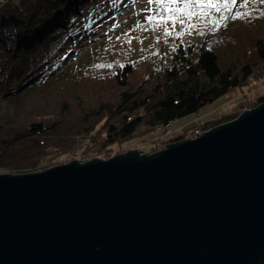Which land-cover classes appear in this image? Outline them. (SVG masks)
<instances>
[{"label":"water","instance_id":"1","mask_svg":"<svg viewBox=\"0 0 264 264\" xmlns=\"http://www.w3.org/2000/svg\"><path fill=\"white\" fill-rule=\"evenodd\" d=\"M197 139L0 174V264H264V103Z\"/></svg>","mask_w":264,"mask_h":264},{"label":"trees","instance_id":"2","mask_svg":"<svg viewBox=\"0 0 264 264\" xmlns=\"http://www.w3.org/2000/svg\"><path fill=\"white\" fill-rule=\"evenodd\" d=\"M92 1L0 0V105L9 117L0 125V157L1 167L12 173L41 172L75 146L83 154L102 155L133 138L142 127L165 130L264 76L263 11L247 25L252 31L258 28L246 46L251 55L244 51L241 55L238 48L236 36L243 34L242 29L231 33L221 30L219 37L213 34L214 40L199 36L174 44L176 39L164 53L155 52V44L150 45L138 59L124 60L113 70L108 83L115 87L116 97L89 110L82 93L72 90L73 79L68 74L72 70L65 69L64 57L72 54L67 50L79 31L89 30L80 24L87 21L85 14ZM51 79L55 83L46 85ZM61 83L66 85L65 95L73 97L58 94L52 106L55 93L50 91ZM74 97L79 101L77 109L80 106L77 116L64 112L68 103L63 101ZM26 98L37 102L26 108L29 111L21 112L18 108ZM200 128L210 129L202 124ZM83 143L88 146L86 151Z\"/></svg>","mask_w":264,"mask_h":264},{"label":"rangeland","instance_id":"3","mask_svg":"<svg viewBox=\"0 0 264 264\" xmlns=\"http://www.w3.org/2000/svg\"><path fill=\"white\" fill-rule=\"evenodd\" d=\"M213 2L222 4L223 0H213ZM177 6L182 5L178 4ZM150 8L155 10L156 5H149L148 0H93L88 5V12L85 14L87 21L80 24V26L83 28L88 27L90 32L86 31L80 34L79 31L76 37L74 35L76 39L67 50L72 54L64 57L66 59L65 69L73 71L68 73L73 79L72 90L82 93V101L87 109L90 110L100 105L99 102H108L107 100L113 98L115 96L113 88L115 89V87L113 84L108 83L113 70L124 60L134 61L138 59L140 53L153 44H155L153 47L155 52L164 53L165 48L168 46L170 48V45L176 39L178 40L174 44L189 38L194 41L199 36L202 37L201 40L206 38L214 40L213 34L217 38L220 36V34H217L221 30L222 32L231 33L232 30L242 29L244 35L241 33L236 36L237 41L240 43L238 48L241 55L244 52L251 55L247 52L248 47L246 46L250 40H253L252 36L258 34V28L256 27L252 31L250 26L247 27V25L254 21L256 14L264 11V0H235V3L229 0L227 7H221L219 11H216L215 8H208L206 12L201 10L191 20L181 15L180 19L185 20L184 24L181 25L177 20L175 26L171 21H168L167 24L161 23L158 26L155 23H148L145 17L149 15L148 10ZM192 11L197 10L193 8ZM77 28L79 27L77 26ZM166 30L170 33L169 35L165 34ZM244 42L247 43L243 45ZM134 79V82H136L137 77ZM54 83L55 80L51 79L46 82V85L52 86ZM58 87L57 90L50 91L53 94L55 93L52 102H49L52 106L56 104L59 95L68 98L73 97L72 95H65L67 93L65 83L59 84ZM261 99H264V76L259 80L249 81L237 91L219 97L201 112L185 116L173 122L168 126H171L172 132H167L166 129L150 131L142 127L130 140L115 146L112 151L94 157L83 154V150L75 146L69 150L70 153L62 155L63 157L54 158L50 161L52 164L50 163L43 169L47 170L49 167L68 165L73 162L83 163L92 160L110 159L118 156V152L121 151L166 149L169 143L175 142L173 141L175 138L183 135L185 137L180 141L197 139L202 136L206 130L200 128L201 124L210 128L214 125L225 124L239 114L242 115L243 109L252 110L259 106ZM36 102L35 98H26L18 109L21 112H27L29 110H26V108L36 104ZM63 102L68 103V107L64 108L65 113L79 114L78 109H80V106L77 109L79 101L76 97ZM8 119L7 113H4L2 105H0V125ZM39 119L45 121L46 117H39ZM47 120L51 122L54 119L47 118ZM188 130L191 131L186 134ZM197 130L202 132L199 137L194 136ZM83 148L86 151L88 146L83 143ZM82 154L84 157L81 156ZM2 158L0 157V174L12 173L10 170L1 167L3 164Z\"/></svg>","mask_w":264,"mask_h":264},{"label":"snow or ice","instance_id":"4","mask_svg":"<svg viewBox=\"0 0 264 264\" xmlns=\"http://www.w3.org/2000/svg\"><path fill=\"white\" fill-rule=\"evenodd\" d=\"M235 3V0H232ZM149 5L155 4V10L149 9V15L145 17L148 23H155L157 26L161 23L167 24L171 21L173 26L179 20L181 25L184 24L185 20L180 19V16L191 20L193 16L197 15V12L203 10L207 11L208 8H215L219 11L221 7H227L229 0H223L222 4L214 3L213 0H148ZM178 4L182 6H177ZM195 8L197 11H192ZM223 19V17H221ZM166 35L170 33L166 30Z\"/></svg>","mask_w":264,"mask_h":264},{"label":"built area","instance_id":"5","mask_svg":"<svg viewBox=\"0 0 264 264\" xmlns=\"http://www.w3.org/2000/svg\"><path fill=\"white\" fill-rule=\"evenodd\" d=\"M166 131L167 132H172V129H171V126L170 127H167L166 128ZM202 134V132L200 131V130H197L196 132H195V137H199L200 135Z\"/></svg>","mask_w":264,"mask_h":264}]
</instances>
